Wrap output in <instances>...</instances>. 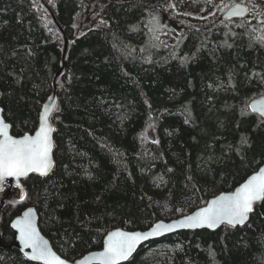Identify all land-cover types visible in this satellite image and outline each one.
<instances>
[{"label": "trees", "instance_id": "obj_1", "mask_svg": "<svg viewBox=\"0 0 264 264\" xmlns=\"http://www.w3.org/2000/svg\"><path fill=\"white\" fill-rule=\"evenodd\" d=\"M43 2L62 32L40 0H0V107L14 135L36 128L69 39L50 116L55 166L23 181V199L0 191V264H38L9 227L27 206L74 260L111 228L187 214L264 162V117L250 109L264 96V0H213L201 15L172 0ZM235 2L247 16L222 18ZM125 264H264V199L242 227L179 231Z\"/></svg>", "mask_w": 264, "mask_h": 264}, {"label": "snow or ice", "instance_id": "obj_2", "mask_svg": "<svg viewBox=\"0 0 264 264\" xmlns=\"http://www.w3.org/2000/svg\"><path fill=\"white\" fill-rule=\"evenodd\" d=\"M170 6L175 7V5ZM246 10L237 6L231 15H240ZM50 111L48 106H45L35 135L26 133L19 139L9 135L10 125L0 118V137H2L0 138V180L6 177L27 176L31 172L39 173L41 176L48 175L53 167L51 159L53 144L50 135L53 129L48 123ZM252 111L264 116V105L257 107L254 103ZM241 143L246 144L247 140L242 139ZM262 199H264V168H261L235 193L211 201L209 206L185 217L176 226L195 228L206 225L209 228H216L221 223H227L233 227L238 224L243 225L248 221L249 214L253 212L254 202ZM31 211L29 209V214ZM29 214H26L25 219L15 221L13 227L19 229V239L24 246L32 249L31 259L45 261V264H67L48 248L46 241L40 239ZM161 228L169 231L172 225L159 223L152 231L146 233H128L119 230L111 233L105 251L99 254L103 264H117L118 261L127 259L141 240L158 235V230ZM76 264H82V262H76Z\"/></svg>", "mask_w": 264, "mask_h": 264}, {"label": "water", "instance_id": "obj_3", "mask_svg": "<svg viewBox=\"0 0 264 264\" xmlns=\"http://www.w3.org/2000/svg\"><path fill=\"white\" fill-rule=\"evenodd\" d=\"M42 6L45 8V10L47 11V13L50 15V18L51 20L55 23L56 27L61 31V29L59 28V25H58V22L56 21V18H55V15L53 13V11L43 2V0H40ZM237 6H239V8L241 9H247L246 11H243L242 14L240 15H231V13L233 12V10H236L237 9ZM248 13V8L245 4L243 3H240V2H237V3H234L232 4L231 6H229L223 13H222V18L224 19H228V18H243L247 15ZM62 32V31H61ZM67 46H68V42L66 41L65 44H64V47H63V52H62V59H61V66H60V69L59 71L56 73L54 79H53V82H52V85H53V91L52 93L49 95L48 99L45 101V103L42 105V108H41V111H40V115H39V120H38V124H37V127L35 128V130L31 133H27L29 135H35V131L39 128V125H40V116L43 114L44 110H45V106H48V108L51 110L49 112V117H48V123H49V126L53 129V131L51 132V139H52V150H51V159L53 161V167L52 169L50 170V172L48 173V175L52 172L54 166H55V159H54V126L51 124L50 122V115L52 114L55 106H56V100H57V96H56V88H55V83H56V80L58 79V77L60 76V74L63 72V69H64V59H65V55H66V49H67ZM254 103L256 104L257 107H260L261 105H264V96H261V97H258L256 99H254L251 103H250V108L252 110V106L254 105ZM0 110H2V108L0 107ZM257 113L258 115H260L259 112H255ZM262 116V115H260ZM264 117V116H263ZM0 118H2L4 121V117L2 115V111H0ZM6 122V121H5ZM8 123V122H6ZM9 124V123H8ZM10 125V124H9ZM26 134V133H24ZM23 134V135H24ZM9 135L13 136L14 138H21L23 135H19V136H15L12 134L11 132V127H9ZM2 138V137H0ZM261 168H264V163H262L256 171H254L253 173H251L249 176H247L240 184H238L236 187L233 188V190L231 191H228V192H219L217 193L216 195H213L211 197H209L206 201V203L196 209H194L193 211H191L190 213L186 214V215H183V216H179L177 218H173V220H169V221H165V220H157L155 221L153 224H151V226H149L148 228L146 229H136V230H127V229H123V228H111L110 230L107 231V233L105 234L104 238H103V241H102V247L100 250H96V251H90V252H86L84 255H82L81 257L75 259V260H72V261H69L67 259H65L64 257H62L55 249L54 247L52 246L49 238L47 236H45L43 234V232L41 231V229L39 228V216H38V212H37V209L34 207V206H28L26 207L25 209H23L19 215H17L16 217H14L10 223H9V227L11 228V230L14 232L15 234V246L16 248L23 254V256L31 261V262H34V263H38V264H45V261H40V260H33L31 259V255H32V249L31 248H26L23 244V242L19 239V229L13 227V223L17 220H20V219H25L26 218V214H29V209H31V213L29 214V217L30 219L32 220V223L34 224L37 232L39 233V237L42 241H46L47 242V246L48 248L51 249V251L53 253H55L56 256L60 257L61 259H63L64 261L67 262V264H76V262H82V264H103V260L102 258H100L99 254L100 253H103L106 249V246L108 244V240H109V236L111 235V233L119 230V231H122V232H128V233H131V232H141V233H146V232H150L153 230V228L155 227V225L159 224V223H163L164 225H172V228L171 230L169 231H165L163 228L159 229V234L158 235H155V236H148L146 239L144 240H141L134 248V250L132 251L131 255H129L127 257V259H124V260H120L117 262V264H125L127 263L132 257L133 255L135 254V252L143 245L145 244H148L149 242L151 241H154V240H157V239H160L164 236H167V235H170V234H174L176 232H179V231H195V230H209V231H215L217 230L218 228H221L223 226H228V227H232V228H236V227H242L244 226L247 221L245 222V224L243 225H236L235 227L231 226V225H228L227 223H221L219 224L216 228H209L207 227L206 225L205 226H201V227H195V228H189V227H177V223L180 222V221H183L185 219V217L187 216H191L193 214H195L196 212H198L201 208H204V207H207L209 206L210 202L213 201V200H216L218 199L219 197L221 196H227V195H230V194H233L236 192V190L238 188H240L243 184H245L253 175H256L259 170ZM32 175H35V176H38V177H46V176H41L39 173H36V172H31L29 173L27 176H21V177H6L5 179L3 180H0V189H2L4 183H8L9 185H14L17 189V196L18 198H22L23 195H24V190H23V185H22V180L32 176ZM47 175V176H48ZM263 202V199L260 200V201H256L254 202L253 204V212L256 208H259L261 206ZM251 212L249 214V217L250 215L253 213Z\"/></svg>", "mask_w": 264, "mask_h": 264}, {"label": "rangeland", "instance_id": "obj_4", "mask_svg": "<svg viewBox=\"0 0 264 264\" xmlns=\"http://www.w3.org/2000/svg\"><path fill=\"white\" fill-rule=\"evenodd\" d=\"M175 5V10L184 11L190 14L201 15L207 11V3H210L213 0H172V5ZM215 1V0H214ZM216 4H218L216 2ZM264 22V18H263ZM164 22H153L151 26L152 36L153 38L157 36V34L161 33L164 30ZM3 202H1L2 204Z\"/></svg>", "mask_w": 264, "mask_h": 264}, {"label": "bare ground", "instance_id": "obj_5", "mask_svg": "<svg viewBox=\"0 0 264 264\" xmlns=\"http://www.w3.org/2000/svg\"><path fill=\"white\" fill-rule=\"evenodd\" d=\"M63 40H64V44H65L66 41H67V42L69 41V39L67 38V36H66L65 34H63ZM250 109H251V108H250ZM39 115H40V114H39ZM249 175H250V174H249ZM249 175H248V176H249ZM197 208H198V207H197ZM195 209H196V208H195ZM193 210H194V209H193ZM193 210H192V211H193ZM184 215H186V214H184ZM181 216H183V215H181ZM178 217H179V216H178ZM176 218H177V217H176ZM171 220H173V219H170V221H171ZM165 221H169V220H165ZM92 251H96V250H92ZM88 252H90V251H88Z\"/></svg>", "mask_w": 264, "mask_h": 264}]
</instances>
